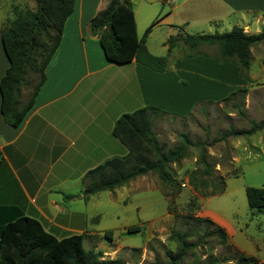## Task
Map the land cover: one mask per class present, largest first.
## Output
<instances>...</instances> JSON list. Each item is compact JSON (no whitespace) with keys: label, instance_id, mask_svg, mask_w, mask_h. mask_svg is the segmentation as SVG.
I'll return each mask as SVG.
<instances>
[{"label":"crops","instance_id":"obj_1","mask_svg":"<svg viewBox=\"0 0 264 264\" xmlns=\"http://www.w3.org/2000/svg\"><path fill=\"white\" fill-rule=\"evenodd\" d=\"M108 2L74 0L32 106L16 126L8 125L0 112V223L24 215L37 219L57 238L92 234L82 209V176L106 158L126 154V147L112 135L121 114L153 106L184 117L202 104L227 99L249 83L233 59H219L216 46L202 45L191 54L180 43L168 52L166 40L228 31L234 25L258 33L264 27V0L145 1L148 10L160 5L157 24L165 27L161 40L165 54L154 52L144 41L151 54H168V67L161 72L135 60L119 64L105 58L88 23ZM165 5L168 9L163 12ZM138 10L133 4L136 34L141 38L139 30L144 32L149 20L139 18ZM2 23L0 19V28ZM263 46L259 42L250 47V65H264V53L254 54ZM210 47L212 52L203 50ZM7 67L0 39V79ZM139 177L145 175L133 180Z\"/></svg>","mask_w":264,"mask_h":264},{"label":"trees","instance_id":"obj_2","mask_svg":"<svg viewBox=\"0 0 264 264\" xmlns=\"http://www.w3.org/2000/svg\"><path fill=\"white\" fill-rule=\"evenodd\" d=\"M73 8L74 0H36L34 10L17 11L9 25L0 28V39L8 59V67L0 79V112L8 125H18L32 106L45 79V67L60 43L64 22ZM156 22L153 21L144 30L143 36L138 38L132 0H109L88 24L90 32L98 36L107 60L119 64L135 60L161 72L168 67V54L153 55L144 43L146 35ZM259 42H264V27L258 33L249 34L236 25L228 31L170 36L166 40L168 52L178 43H182L191 54L198 53L197 49L202 45H214L218 49L219 59H233L239 74L248 81L250 47ZM29 73L34 74L35 82L27 97L22 99L23 89L29 84ZM234 95L235 92H232L226 98L230 99ZM164 113L157 107L143 106L123 113L115 120L112 135L126 147L127 152L124 155L110 156L85 172L82 176V196L85 200L97 192L124 186L136 177L148 173L156 174L164 185L173 184L175 172L171 164L183 159L188 148L193 145L200 147L197 164L202 166V175L207 177L210 174L212 166L205 152L207 143L192 142L185 133H180L178 143L167 149L161 147L153 131V118ZM263 128L264 120H251L249 127L228 129L210 143L230 135H252ZM206 180L204 178L198 183L193 175L189 177L193 188H206ZM221 190L213 187L209 194ZM245 195L253 213H264V187L247 186ZM195 219L213 226L219 241L231 250L234 264H264V261L258 262L254 256L235 247L221 225L206 217ZM137 230L138 226L127 227L129 232ZM110 233L111 230L104 232L108 237ZM85 234L82 232L57 238L47 232L37 219L20 215L0 223V264H120V259L103 258L100 251L85 248ZM190 236L188 231L171 230L169 238L176 244L175 250L167 251L163 260L155 259L146 264H223L225 259L221 260L212 254L205 258L193 257L186 260L199 246V241L189 240Z\"/></svg>","mask_w":264,"mask_h":264},{"label":"rangeland","instance_id":"obj_3","mask_svg":"<svg viewBox=\"0 0 264 264\" xmlns=\"http://www.w3.org/2000/svg\"><path fill=\"white\" fill-rule=\"evenodd\" d=\"M132 1L134 8L139 9V18L149 20L147 27L159 20L161 15H155L160 11L159 4L148 10L147 0ZM35 7L36 0H0L1 27L9 25L17 11ZM167 7L163 6V12ZM155 24L145 40L154 52L165 54L161 45L165 27ZM139 34L144 32L139 30ZM261 53L264 48L254 51L255 56ZM247 74L250 81L245 90L235 92L230 99L202 104L184 117L164 113L153 118V131L163 149L178 143L180 133L192 142L207 143L210 174L202 175V166L197 164L200 147L193 145L183 159L171 164L175 172L173 184L164 185L156 174L148 173L145 178L84 199L86 226L92 231L85 236V248L100 251L103 258L120 259V264H146L163 260L167 251L175 250L176 244L169 235L171 230H179L188 231L189 240L199 241L186 260L212 254L225 259L223 264H234L231 250L219 241L213 226L195 219L206 217L225 229L235 247L258 262L264 261V213H253L245 195L247 186L264 187V128L252 135H230L210 143L228 129L247 128L251 120H264V65H250ZM28 81L22 99L35 82L34 74L29 73ZM192 175L198 183L207 179L208 186L193 188L189 182ZM213 187L222 190L210 195ZM129 226H138L139 230L129 232ZM106 230H111L109 237L104 234Z\"/></svg>","mask_w":264,"mask_h":264}]
</instances>
